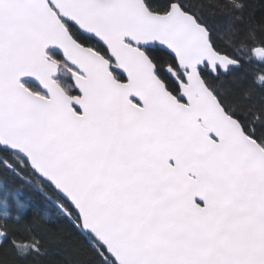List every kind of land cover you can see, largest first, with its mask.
<instances>
[{
  "label": "snow or ice",
  "instance_id": "snow-or-ice-1",
  "mask_svg": "<svg viewBox=\"0 0 264 264\" xmlns=\"http://www.w3.org/2000/svg\"><path fill=\"white\" fill-rule=\"evenodd\" d=\"M0 264H264V14L0 0Z\"/></svg>",
  "mask_w": 264,
  "mask_h": 264
},
{
  "label": "trees",
  "instance_id": "trees-1",
  "mask_svg": "<svg viewBox=\"0 0 264 264\" xmlns=\"http://www.w3.org/2000/svg\"><path fill=\"white\" fill-rule=\"evenodd\" d=\"M249 4L250 10L254 11L257 17L264 14V0H249ZM30 199L33 201L34 207V212L31 214L32 218L39 223L41 219L39 214L44 213L46 218V215L51 212V206L34 192L31 193ZM57 227L64 230L65 239L59 241L53 247L59 250L62 255L67 253L70 258L78 243V236L67 222H61Z\"/></svg>",
  "mask_w": 264,
  "mask_h": 264
}]
</instances>
